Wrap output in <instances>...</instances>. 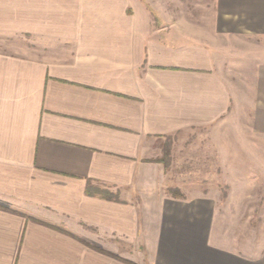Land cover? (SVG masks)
Here are the masks:
<instances>
[{"label": "crops", "instance_id": "1", "mask_svg": "<svg viewBox=\"0 0 264 264\" xmlns=\"http://www.w3.org/2000/svg\"><path fill=\"white\" fill-rule=\"evenodd\" d=\"M174 5L0 0V264H264L162 162L210 129L225 183L264 200V0H214L207 35Z\"/></svg>", "mask_w": 264, "mask_h": 264}, {"label": "rangeland", "instance_id": "2", "mask_svg": "<svg viewBox=\"0 0 264 264\" xmlns=\"http://www.w3.org/2000/svg\"><path fill=\"white\" fill-rule=\"evenodd\" d=\"M173 1L175 5L169 10L176 23L184 24L186 29H193L195 26L199 33L214 32L212 30L214 0ZM223 42L225 41L219 40L218 43ZM251 43L253 46V41ZM228 74L237 75L231 72ZM211 132L210 129H198L181 134L176 138L174 148L171 145L167 147V170L169 169L170 181L175 186L169 189H175L182 195L184 191L190 190L199 193H221L224 219L235 228V233L245 240L260 241L264 239V200L241 201L238 186L225 183L228 179L225 170L218 166L219 159L216 152V146L220 144L221 138L211 137ZM231 143L236 144V137L231 138ZM256 189L252 192H257L256 195L259 197L264 196L263 186H257Z\"/></svg>", "mask_w": 264, "mask_h": 264}, {"label": "trees", "instance_id": "3", "mask_svg": "<svg viewBox=\"0 0 264 264\" xmlns=\"http://www.w3.org/2000/svg\"><path fill=\"white\" fill-rule=\"evenodd\" d=\"M151 10V9H150ZM151 12H153L151 10ZM163 163H165L167 165L166 162V158L162 160ZM168 166V165H167ZM172 196L177 197V198H183L184 195H182V193H179L178 191H175V189H169L168 191ZM87 193L90 195H94V194H100L101 196L107 198V199H116L118 200L117 195L111 193L108 190L102 189L100 187L97 186H92L89 182L88 187H87Z\"/></svg>", "mask_w": 264, "mask_h": 264}]
</instances>
